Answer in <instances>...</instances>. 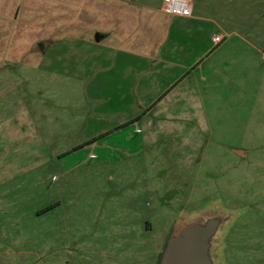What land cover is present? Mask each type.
I'll use <instances>...</instances> for the list:
<instances>
[{
	"label": "rangeland",
	"instance_id": "obj_1",
	"mask_svg": "<svg viewBox=\"0 0 264 264\" xmlns=\"http://www.w3.org/2000/svg\"><path fill=\"white\" fill-rule=\"evenodd\" d=\"M193 2L216 23L209 38H226L204 43V27L185 28L196 54L208 52L170 96L152 70L159 61L129 80L114 51L93 56L87 34L10 62L0 77V264L125 262L218 201L238 212L224 263L264 264V0Z\"/></svg>",
	"mask_w": 264,
	"mask_h": 264
},
{
	"label": "crops",
	"instance_id": "obj_2",
	"mask_svg": "<svg viewBox=\"0 0 264 264\" xmlns=\"http://www.w3.org/2000/svg\"><path fill=\"white\" fill-rule=\"evenodd\" d=\"M89 2L90 0H0V77L8 70L10 62L21 61L25 55L34 51L35 46L44 44L39 48L40 52L47 51L50 43L47 45L45 40L65 36L76 41L80 35L87 34V37L83 35L86 42L95 45L93 56L100 60L103 56H108L106 52L114 51L116 61L129 68V80H137L138 74L149 66V61H159L160 64L152 70H162L168 80L166 95L170 96L186 72L196 67L208 52L205 48L196 54L193 43H188L185 39V28L204 27L206 37L201 39L204 43L213 41L212 36L217 34L215 32L209 38V28L215 21L196 11L194 2L193 12L188 17L166 14L150 5L139 4L137 0H97V7L92 9ZM93 15L96 19L91 20ZM162 28L165 32L160 35ZM95 32L98 39L90 37ZM222 34L226 38V34ZM137 64L141 66L138 67ZM123 97L124 94H120V98ZM202 103L203 100L198 104L203 107ZM236 151L245 154L244 150ZM174 222L175 220L167 227L165 236L155 250L141 249L144 244L142 242L140 249L125 254L127 261L114 264H160ZM134 231L137 234L143 232L139 228Z\"/></svg>",
	"mask_w": 264,
	"mask_h": 264
},
{
	"label": "water",
	"instance_id": "obj_3",
	"mask_svg": "<svg viewBox=\"0 0 264 264\" xmlns=\"http://www.w3.org/2000/svg\"><path fill=\"white\" fill-rule=\"evenodd\" d=\"M237 213L218 201L211 208L181 217L174 225L160 264H225V231Z\"/></svg>",
	"mask_w": 264,
	"mask_h": 264
},
{
	"label": "built area",
	"instance_id": "obj_4",
	"mask_svg": "<svg viewBox=\"0 0 264 264\" xmlns=\"http://www.w3.org/2000/svg\"><path fill=\"white\" fill-rule=\"evenodd\" d=\"M161 10L169 15L191 16L193 12V0H162ZM225 35L217 33L213 36L215 44H220Z\"/></svg>",
	"mask_w": 264,
	"mask_h": 264
},
{
	"label": "flooded vegetation",
	"instance_id": "obj_5",
	"mask_svg": "<svg viewBox=\"0 0 264 264\" xmlns=\"http://www.w3.org/2000/svg\"><path fill=\"white\" fill-rule=\"evenodd\" d=\"M162 260V259H161Z\"/></svg>",
	"mask_w": 264,
	"mask_h": 264
}]
</instances>
